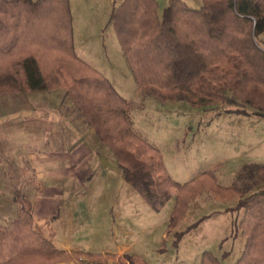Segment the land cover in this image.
Segmentation results:
<instances>
[{"label": "trees", "instance_id": "16d2710c", "mask_svg": "<svg viewBox=\"0 0 264 264\" xmlns=\"http://www.w3.org/2000/svg\"><path fill=\"white\" fill-rule=\"evenodd\" d=\"M109 21L137 90L197 104L221 101L264 115V0H202L197 7L169 0L161 12L157 0H121ZM53 85L64 88L110 145L121 176L150 207L158 210L176 195L169 222L173 227L184 210L182 195L197 184L171 178L159 149L134 130L130 101L75 53L68 0H0V91ZM217 188L230 198L238 196L225 208L235 213L231 235L240 229L246 236L233 264H264V163L244 166L238 180ZM14 200L16 215L0 222V264H53L81 255L106 262L101 252L56 247L33 226L30 201L19 193ZM192 225L177 230L174 243ZM117 261L147 264L129 251ZM200 264L221 262L203 250Z\"/></svg>", "mask_w": 264, "mask_h": 264}, {"label": "rangeland", "instance_id": "374dc122", "mask_svg": "<svg viewBox=\"0 0 264 264\" xmlns=\"http://www.w3.org/2000/svg\"><path fill=\"white\" fill-rule=\"evenodd\" d=\"M168 1L157 0L159 12ZM184 1L195 7L202 3ZM74 5L76 10L95 6ZM114 6L97 5V11L103 13L99 21L102 26L72 34L74 51L130 101L128 114L134 130L159 149L171 178L181 184L192 181L197 185L182 195L184 210L171 227L176 195L172 194L158 210L150 207L121 176L110 145L96 135L92 143H84L92 150L86 162L91 175L76 179L66 199L72 216L79 222L76 239L84 248L97 252H114L128 246L126 250L136 253L147 264H200L203 250L218 256L221 264H233L242 253L246 236L240 229L231 235L235 213L225 208L238 196L230 198L217 185L226 186L238 180L241 169L248 164L264 163V115L242 112L221 101L197 104L184 98H161L151 89L137 90L109 21ZM59 89L65 93L57 85L45 90L0 91V222L5 221L3 214L10 218L16 215V193L28 200L35 196L38 173L29 153L59 150L66 132L68 142L81 136L75 131L71 116L61 120L59 111L52 107ZM66 96L68 108L73 109L75 103ZM33 107L49 121L46 131L41 123L23 118L24 111ZM54 111L56 118L52 117ZM86 138L88 135L82 134L80 141ZM5 146L15 156L12 164L6 163ZM74 152L82 153L81 149ZM56 166L45 165L48 169ZM55 182L53 177L46 179L50 185ZM47 194L42 193L40 198H47ZM189 225L190 229L174 243L175 232ZM109 259L108 263L113 260L118 264L114 257Z\"/></svg>", "mask_w": 264, "mask_h": 264}, {"label": "crops", "instance_id": "0c3cea01", "mask_svg": "<svg viewBox=\"0 0 264 264\" xmlns=\"http://www.w3.org/2000/svg\"><path fill=\"white\" fill-rule=\"evenodd\" d=\"M120 1L121 0H68L71 13L72 34L74 35L76 32H86L88 30L101 27L102 25L99 21L103 19V13H99L97 11V5L110 3L114 6ZM75 3H85L95 6L91 8H79L76 10L74 5ZM95 9L96 11H93ZM52 107L59 111L61 120L65 119L66 116H71L73 119L72 121L74 122L75 131L81 136L78 135L77 137L72 138L71 142H68L66 141V132V135L64 136L65 142L64 144L60 145L59 150H44L29 153L32 155L30 157V161H32L31 163L35 166V170L38 173V181L35 182V196L32 200H29L31 203L32 224L43 236L48 238L56 247L60 249H64L69 252H97L84 248L77 241L75 232L79 222L72 216L66 204L67 196L70 194L76 179L80 177H86L87 179L91 175V169L88 167L86 162L91 157L92 150L85 146L84 143H92L97 134L93 127H91L86 122L83 114L76 106H74L73 109L68 108V97L65 95L64 91H62V89L57 91L56 98L52 103ZM33 109L34 107L30 111H24L23 118L25 120L32 118V120L41 123L42 127H44L43 129L46 131L47 123L49 121L44 118L45 115H42L41 112ZM24 110L28 109L24 108ZM38 112L40 114H38ZM52 117L56 118L55 111L53 112ZM84 133L88 135V139L86 138V140L83 142L80 141V139L82 138V134L85 135ZM43 140H45V136L43 137ZM4 148L6 154V163L12 164L15 156L12 153H9L7 146ZM80 149L82 151L80 155L74 154V150L78 151ZM48 163H56L57 166L55 169H48L45 167V165ZM48 177H53V179L56 181L54 185L46 183V179H48ZM45 192H49V194H47L48 197L41 199V194H44ZM15 209L18 210V207ZM2 217L5 221L11 219L10 215L7 216L3 214ZM126 249H129V247L123 246L114 252L101 250L103 259L106 260L105 263L100 262L99 257L90 258L81 255L79 260L73 257L71 260L61 261L53 264H110L108 263L110 260L109 257H111L109 253H112V257L117 260L119 257H122L124 252L129 251ZM111 263L116 264L113 260Z\"/></svg>", "mask_w": 264, "mask_h": 264}]
</instances>
